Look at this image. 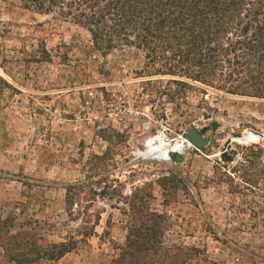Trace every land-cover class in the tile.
Instances as JSON below:
<instances>
[{
  "label": "rangeland",
  "instance_id": "1",
  "mask_svg": "<svg viewBox=\"0 0 264 264\" xmlns=\"http://www.w3.org/2000/svg\"><path fill=\"white\" fill-rule=\"evenodd\" d=\"M90 46L89 31L57 13L0 0V219L36 228L44 246L78 240L64 257L34 264H110L126 241L122 208L136 187L160 216V251L182 249L178 264H264V99L207 88L180 107L166 102L163 113L142 91L140 50L103 57ZM106 126L121 133L108 162L94 157L106 150L98 133ZM191 126L207 146L188 144ZM247 129L262 139L230 141ZM226 149L237 151L234 161L222 157ZM169 151L181 160L159 159ZM74 182L97 192L108 182L111 193L82 194L72 214L66 187ZM97 214L96 233L83 235ZM0 264H16L1 246Z\"/></svg>",
  "mask_w": 264,
  "mask_h": 264
},
{
  "label": "trees",
  "instance_id": "2",
  "mask_svg": "<svg viewBox=\"0 0 264 264\" xmlns=\"http://www.w3.org/2000/svg\"><path fill=\"white\" fill-rule=\"evenodd\" d=\"M20 1L26 9L57 13L62 20L87 29L92 54L106 57L125 46L140 50L144 55V66L138 72L144 76L142 91L150 101H159L163 113L166 102L179 106L190 92L207 93V88L264 99V0ZM98 133L107 147L94 157L105 162L113 160L121 133L111 126L100 128ZM171 157L176 162L181 160L174 152ZM167 179L169 176H162L159 181ZM110 186L105 182L97 192L81 182L68 184L66 204L70 213L82 194H86L84 198L101 196L111 193ZM142 190L136 187L125 198L126 207L122 209L128 217L126 241L117 247L110 264H178L176 251L182 250L180 247L160 251L164 227L159 224V214L145 208ZM81 214L91 216L88 210ZM100 218L97 214L92 225L82 226L88 229L83 235H94ZM35 229H15L12 220L0 219V246L8 261L34 264L58 260L77 247L74 235L41 245L35 239ZM193 250L200 252L198 248Z\"/></svg>",
  "mask_w": 264,
  "mask_h": 264
},
{
  "label": "water",
  "instance_id": "3",
  "mask_svg": "<svg viewBox=\"0 0 264 264\" xmlns=\"http://www.w3.org/2000/svg\"><path fill=\"white\" fill-rule=\"evenodd\" d=\"M250 133H253V129H249ZM186 139L190 141L194 147L202 148L210 143V139L205 137L201 130L196 126H191L187 129ZM222 157L228 158L230 161H234L237 157V151L232 149L230 153L221 152Z\"/></svg>",
  "mask_w": 264,
  "mask_h": 264
},
{
  "label": "bare ground",
  "instance_id": "4",
  "mask_svg": "<svg viewBox=\"0 0 264 264\" xmlns=\"http://www.w3.org/2000/svg\"><path fill=\"white\" fill-rule=\"evenodd\" d=\"M232 134V133H231ZM156 139V138H155ZM185 139V138H184ZM183 139V140H184ZM234 139H239L240 141H242V142H248V141H250V140H252V139H254V140H261L262 139V136L257 132V131H255L254 130V132L253 133H250V131H249V129H247L246 130V132H241V133H234V134H232L231 136H230V141L232 142ZM182 140V141H183ZM187 140V139H186ZM253 140V141H254ZM188 141V140H187ZM150 144L151 143H157L154 139H150L149 141H148ZM147 142V143H148ZM162 143V142H161ZM188 144L189 145H191V146H193V144L190 142V141H188ZM148 145V144H147ZM186 147V146H185ZM184 148H181V149H177L178 151H176V152H182V150H183ZM175 151V150H174ZM170 152H172V151H169L168 152V154L170 155ZM154 155V154H153ZM156 157H159V156H156Z\"/></svg>",
  "mask_w": 264,
  "mask_h": 264
},
{
  "label": "built area",
  "instance_id": "5",
  "mask_svg": "<svg viewBox=\"0 0 264 264\" xmlns=\"http://www.w3.org/2000/svg\"><path fill=\"white\" fill-rule=\"evenodd\" d=\"M224 152H228V153H230V152L228 151V149L224 150ZM172 153H173V152H172ZM166 157H167V158H159V159H163V160H171V159H172L171 155L166 156Z\"/></svg>",
  "mask_w": 264,
  "mask_h": 264
}]
</instances>
